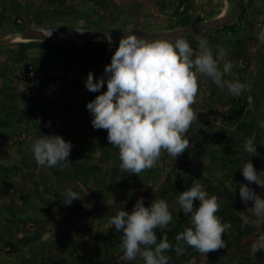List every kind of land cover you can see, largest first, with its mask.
<instances>
[{
    "label": "trees",
    "instance_id": "trees-1",
    "mask_svg": "<svg viewBox=\"0 0 264 264\" xmlns=\"http://www.w3.org/2000/svg\"><path fill=\"white\" fill-rule=\"evenodd\" d=\"M258 1L260 0H240L239 14L234 22L214 32L185 38L190 41L194 50L198 48L195 40L198 41L201 37L206 38L214 56L218 55L220 48L226 49L227 58L235 61L236 64L231 74L225 79L239 81L245 84L246 88L238 97L229 96L226 95L227 88L222 90L209 80L210 87L206 97L210 104H203L204 113L198 114L204 120L196 121L187 133L190 146L186 152L176 159L166 154L169 160L165 164L168 172L162 169L160 171L157 167L137 176L121 171L120 163L110 166L109 159H114L113 152L118 154V149L110 145L106 139L107 136L97 141L92 137L77 135L81 126L92 121L91 113L86 107L89 102L86 96H83L86 101L80 106L83 109L76 107V103L81 100L78 88L74 90V93L68 94V108H65L63 112L70 110L72 115L70 119L65 118V123L61 121L60 116H54V120L45 116L47 104L39 107L40 118L34 122L36 117L30 115L34 108L31 105L34 102V96L27 97L32 100L31 104L29 100H26L22 101L25 105L21 109L16 106L22 96L12 88L11 84H15L16 80H14L13 68H8L9 66L16 64L24 66L21 71L26 85L29 88L35 86L38 90L36 95L39 102L35 101V104L40 105L42 101L38 92H43L44 86L48 83L60 79L50 76V72L60 71L59 68H55L56 65L68 62L71 64L68 69L73 72L76 65L93 61L98 70L99 67H105L111 63V57L119 45L60 41L0 45V109H3L0 110V180L12 181L24 169H36L33 176L35 179L38 176L39 179L38 181L33 179V182L38 184L44 192L51 193L59 202L61 211L69 215L74 214L75 218L81 215L86 200L91 198L92 206L85 212L89 220L81 223V232H83L80 238L84 244L92 238V234L85 235L89 229L95 225L104 224L120 210L130 213L139 198L143 197L145 207L150 206L153 201L164 199L169 204L173 219L167 228L157 229L156 234L158 240L166 236L172 245L176 244V235L191 226L190 214L185 215L182 212L177 198L194 182H198L203 185L209 196L218 197L221 208L217 215L222 222H230L232 225L223 236L227 247L209 252L204 256L194 248L185 245V251L180 256H177L174 250L165 253L170 257L168 264H264V252L258 251L255 258L250 250L257 234L264 233V222L256 224L245 219V215L254 216V214L245 211V203L239 195V185L248 184L239 167L240 162L250 159L258 172L264 170V164H262L264 128L260 127L264 122V118H261L262 108L264 110V69L257 68L258 72L255 75L247 72L252 58L250 50L252 47L258 48L260 44L258 34L264 27L259 20L264 15V4H258ZM261 1L264 2V0ZM84 2L90 7L81 12L72 4L67 5L66 0H39V2L38 0H0V30L32 28L33 21L26 19L25 14L33 15L37 20L44 22L50 20L52 13L65 14L67 10L74 11V22L81 21V26L103 27L100 23L104 19L117 22L114 15L104 16L101 13L107 9L110 0H84ZM223 6V0H207L202 6H197L195 0H157L155 13L166 15V19L162 21L163 26L159 28L165 30L215 16L221 12ZM97 49L103 51L95 53ZM80 69L87 76L89 72L95 73V68ZM205 78V76L199 77L200 93L197 98H200L203 92ZM30 79L38 80L31 83ZM78 83L76 82L77 86ZM106 90L105 83L100 92ZM63 124L71 125L70 130H62ZM23 126L29 127L32 131L23 129ZM53 127L57 128V132L52 130ZM44 135H59L65 141L80 144L78 148L72 144L71 153L74 151L75 156H70L72 163L68 167H42L36 163L35 159L29 160L31 156L33 157L31 143ZM248 139H252L257 144L259 156L249 157L245 151L244 145ZM96 147L102 151V158L94 162L92 154ZM14 151L20 152L19 160L11 162ZM210 165L217 171L216 176H209ZM64 181L72 183L74 191L82 196V199L73 200V205L63 204L65 197L60 187L63 186ZM248 186L264 198V188L254 183ZM111 192L116 193L118 200L113 204L108 202ZM153 194L154 197H151ZM18 197L20 198L18 203L8 202L6 207L0 203V224H5L7 230L6 232L0 230V264H14L11 258H15V264H21V257L30 250L40 249L42 245H50L44 240L46 230L43 228L30 236V228L22 227L23 224L44 222L46 206L40 204L29 191L20 190ZM194 206L198 207L199 201H195ZM104 207L106 213L102 214ZM3 210L6 213L11 212L13 216L5 215ZM21 212L22 216L19 217ZM30 212H34L36 217L28 216ZM254 219L257 218L254 216ZM242 224L244 227L241 226ZM122 235L123 232H117L114 226L104 228L100 238L103 245L102 264H143L139 257L131 262H124L121 259ZM83 245L73 241L67 256L52 259L48 253L34 264H77V259L84 252ZM229 250L232 252L230 253ZM7 256L10 257L8 263L4 258H8Z\"/></svg>",
    "mask_w": 264,
    "mask_h": 264
},
{
    "label": "clouds",
    "instance_id": "clouds-1",
    "mask_svg": "<svg viewBox=\"0 0 264 264\" xmlns=\"http://www.w3.org/2000/svg\"><path fill=\"white\" fill-rule=\"evenodd\" d=\"M127 33L120 39L111 63L105 66V75L96 80L92 72L88 73L85 81L88 91L100 92L105 83L107 90L86 107L93 116V128L106 130L110 145L118 149L121 171L140 176L157 168L165 153L176 159L189 148L187 133L198 120L193 105L200 93V76L210 78L217 87L227 88L236 97L246 85L225 79L236 62L227 58L228 53L223 48L214 56L206 38H199L198 48L194 50L183 37L149 40ZM107 39L111 42L110 35ZM258 39L264 44V28ZM260 127L264 128V122ZM244 147L249 157L259 156L252 139L246 140ZM30 149L39 166L68 167L72 163L69 160L72 144L59 135H44L31 143ZM239 167L248 182L239 185L240 198L245 204L252 201L256 222H264V198L248 186L254 183L264 188V170L258 172L250 159L241 161ZM64 197L65 205L82 199L79 192L71 189ZM195 201H199L198 207L194 206ZM177 203L185 215L190 214L191 226L176 235L175 245L166 236L158 240L156 234L157 229L167 228L173 219L164 199L145 207L141 197L130 213L120 210L109 218V226L123 232L121 259L124 262L139 257L143 264H168L170 257L165 253L174 250L180 256L185 245L204 256L227 247L223 236L232 225L222 222L217 215L221 208L217 196H209L202 184L194 182L180 193ZM85 206L91 208L92 205ZM250 250L252 255L264 252V233L257 234Z\"/></svg>",
    "mask_w": 264,
    "mask_h": 264
},
{
    "label": "rangeland",
    "instance_id": "rangeland-1",
    "mask_svg": "<svg viewBox=\"0 0 264 264\" xmlns=\"http://www.w3.org/2000/svg\"><path fill=\"white\" fill-rule=\"evenodd\" d=\"M66 1H67V3L73 4L74 7L77 8L78 10H80L81 12H83V10L88 9L90 7L89 4L84 2V0H66ZM132 1L133 0H110V4L107 7V9L102 11L101 13L104 16L107 14L114 15V17L117 18V22L104 19V20H102L103 24L102 23H100V24L104 28H114V29L126 28V29H130V30L136 29L137 28L136 25H138V26L140 25L143 27L146 26L147 29H149V28L159 29L163 26L162 21H164L166 19V15L162 14L163 16H160V15L155 13V5H154L155 0H138V5L135 6V8H138L141 11V13L144 14V16L146 17V19H145L146 21L143 22V21H140L139 19H136V21L133 22L134 18L131 17L130 12H135V8L130 9L132 6L134 7V5H132ZM206 1L207 0H195L197 6H202L203 4L206 3ZM38 2H39V0H38ZM257 3L262 4V5L264 4V2L261 0L258 1ZM140 4H142V5H140ZM223 9H224V6H223L222 10ZM199 10H200V8H199ZM154 15L159 17V18L158 19H154V18L151 19L150 17H152ZM259 20L262 24H264V15L261 16L259 18ZM50 23L52 25H63L64 26V25H68V24L77 25V24H81L82 22L81 21L80 22H77V21L74 22V18L70 17L69 19L64 18L63 20H60V21H58V20L57 21H51ZM72 25H69V26H72ZM46 42H49V41H46ZM50 42H52V41H50ZM250 52H251L252 58H251V64L249 66V70H247V72L251 73L252 75H255L258 72L257 68H263L264 69V59H263L264 44L260 43L258 48L252 47ZM222 63H223V61H221V64ZM17 70H18V68L15 69V71H17ZM209 80H211V79L207 78V77L205 78V80L203 82V92L200 94V98H197L196 104L193 105L194 110L198 114L204 113V109L202 107L203 104H207V103L210 104L208 98L206 97V95L209 92V87H210L208 85ZM18 86H22V83L19 84ZM53 88L58 90L59 87L54 85ZM226 95L232 96L228 92V90H226ZM262 111H263L262 112L263 116L261 118H264L263 108H262ZM202 120H204V118H202L201 116L198 115L197 121L200 122ZM193 125H195V123ZM66 127L67 126L62 125L61 129L65 130ZM87 127L89 129H93L91 121L89 122V124H87ZM56 129H57L56 127L52 128V130L54 132ZM79 134H80V132L78 131L77 135H79ZM94 135L95 134H93V135L91 134V136H93L92 138L97 139L98 134H96L95 136ZM29 142H31V140ZM73 144H75V143H73ZM3 147H5V146H3ZM19 154H20V152L14 151L13 155H12L11 162L18 161L19 160ZM93 155H95V154L93 153ZM115 155L117 156L118 154L114 153V156ZM71 156L72 157L75 156L74 151L72 152ZM165 157H166V153L161 157V162H160V165L158 166V168H160L159 169L160 171L162 169L165 172H168V167L165 166V164H166L164 161ZM31 158L34 159V157L31 156L29 160H31ZM115 160L116 159L109 161L110 166L117 164V161H115ZM118 163H120L119 156H118ZM262 164H264V161ZM213 166H211V168H209L210 169V171H209L210 177L217 175V171H215ZM35 171H36V169H34V170L24 169L20 173V175L17 176L12 181H3V180L1 181L0 180V203H3L5 205V207L7 206L8 202H14V201L17 203L20 202V198L18 197V192L20 190H25V191L31 192L32 195L35 196V198H37L38 202L42 205H45L46 209H47V212L44 215V219H45L44 222H42L41 224H32V223H28L26 225L23 224L22 227L30 228V230H31L30 236H33L37 230H41V228H43L44 230H46V232L44 234V240L49 242L50 245H42V247L40 249L30 250L29 252L26 253V255L21 257L22 258L21 264H34L36 261H39V259L43 255H48V253L50 254L52 259H56L60 256H67L68 249H69V247L72 246L73 241H75L77 244H79L81 246L84 244L82 238H80V235H82V232H83V231L81 232V226L83 223H85L87 220H89V218L85 214V212L89 209L86 206H85V208H83L81 210V215L79 217H76V218L74 217V214L69 215L65 211H61L60 206H59V202L51 195V193L44 192L43 189L41 190V187L38 184L33 182V179L36 181H38V179H39L38 176H37V179L34 178L33 173H35ZM99 181H101V180H99ZM60 188H61L62 192H64V193L69 189L75 190L73 184L68 182V181H64L63 186H61ZM151 197H154V194L151 195ZM88 199L86 200V203L84 205L92 204L91 198H88ZM116 201H118L116 193L111 192L108 202L113 204ZM70 205H73V201ZM251 207H253L252 201L248 202L247 204H244L245 211L247 213L253 214ZM2 212L5 215L13 216V215H11V212H9V211H7L8 214L4 210ZM105 213H106V209L104 207L102 209V214H105ZM21 216H22V212L19 215V217H21ZM28 216H31L32 218L36 217L34 212H30L28 214ZM244 217L247 221L257 224L256 219H254V216L245 215ZM108 220L109 219H107L106 222H104V224H102V225H95L94 227H92V229H89V231L85 234L86 236L89 234H92L91 235L92 238H89L90 240L83 245L84 252L77 259V264H102L103 245L100 241V238H101L102 231L104 230V228L109 226ZM0 230L3 232L7 231L5 228V224H2V223L0 224ZM229 251H230V253L232 252V250H229ZM227 254H228V252H227ZM253 256L255 258H257L256 255H253ZM4 258H5V261L8 263L10 257H8V258L4 257ZM11 259L13 260V263L15 264L16 263L15 258L14 259L11 258Z\"/></svg>",
    "mask_w": 264,
    "mask_h": 264
},
{
    "label": "flooded vegetation",
    "instance_id": "flooded-vegetation-1",
    "mask_svg": "<svg viewBox=\"0 0 264 264\" xmlns=\"http://www.w3.org/2000/svg\"><path fill=\"white\" fill-rule=\"evenodd\" d=\"M157 0H155V3H156ZM66 4L67 5H71V3H67L66 1ZM73 5V4H72ZM132 5H134V7L132 6L130 9H133L135 8V6L138 5V0H133L132 1ZM142 5V4H140ZM155 5V4H154ZM74 6V5H73ZM73 10H67V12L65 14L63 13H60V12H56V13H52L51 14V17H50V20H46L44 22H41L40 20H37L33 15L32 16H28L25 14V17L26 19H30L32 22V24L34 25L32 28L34 27H61L63 25H52L50 22L51 21H60V20H63L64 18H70V17H73L74 13ZM131 14V17L134 18L133 22L136 21V19H139L140 21H146V17L144 16V14L141 13V11L138 9V8H135V12H130ZM160 16H163V15H160ZM29 17V18H28ZM151 19L154 18V19H158L159 17L157 16H152L150 17ZM69 25H72V24H68V25H64V26H69ZM72 26H81V24H77V25H72ZM137 28L134 29V30H151V31H157V30H160V29H143V26H138L136 25ZM140 28V29H139ZM133 30V29H132ZM166 30V29H165ZM199 36V35H197ZM197 36H194V37H197ZM189 41V40H188ZM196 43H197V40H195ZM190 42V41H189ZM103 50L101 49H97V51H95V53H100L102 52ZM70 63L66 62L65 64L62 63L60 65H56L55 68H59L60 71L58 72H50V76H53V77H59L60 79L59 80H56V81H53L51 83H48L47 85L44 86V89H43V92H38L40 93L39 96H40V99L42 101V103H40V105L37 103L35 104V101H38L39 102V98H37V95H36V92L38 90L35 89V86H31V88L27 87L26 85V80H25V77H24V74L22 73V69L21 68H24V66L20 65V64H16V65H12V66H9L8 68H13V75H14V80H16V83L15 84H11L12 85V88L13 90H15L16 92H18L20 94V96H22L20 98V100L16 103V106L20 109L23 107V105H25L24 102L22 101H26V100H29L30 101V104L32 103V100L31 99H28L27 97L30 96V97H33L34 96V102L31 104L33 108V111L30 113V115L32 116H35V121L39 120L40 118V110H39V107H43V104H47V114L45 116H47L48 119L50 120H54V116H60L59 118L61 119V121L63 123H65V118L67 119H70V116L72 115L71 111L70 110H66V112H63V110L65 108H68V99L69 96L68 94H72L74 93V90L78 88V90H80V93H81V100H79L76 104H77V108L81 109V104L86 101V99L90 102L92 100L95 99V97L99 94H101V92H90L86 89L85 87V81L87 80V75H85L84 71L80 68H95V79L96 80H99V78H101L102 76L105 75L104 73V68L105 67H99L100 69H96L97 67L94 66L95 64H93V61L91 63H88V64H85L84 62L82 64H78L76 65L73 70V72H71L68 68H70ZM17 71H15V69H17ZM78 68V69H76ZM70 74V75H69ZM106 79V77H105ZM38 79H30L31 83H35ZM76 82H79L78 83V86L76 84ZM22 83V86H18L19 84ZM58 86V90L57 89H54L53 86ZM83 96H86L87 98L85 99ZM83 109V107H82ZM81 109V110H82ZM0 110H3V109H0ZM80 110H78L79 112ZM83 115V113H82ZM31 116V117H32ZM91 118L93 119V116L92 114H90ZM34 118V117H32ZM58 122V121H57ZM65 125V124H63ZM45 126V125H44ZM67 126V125H65ZM71 128V125L67 126L66 127V131L70 130ZM23 129H30L29 127L27 126H23ZM34 129V127H33ZM55 129V128H54ZM29 131H32L31 129ZM55 132H57V129L55 130ZM25 134V133H23ZM91 134H98V137H97V141H100L102 139H104L106 136H107V131L106 130H103V129H100V130H97V129H89L87 127V125H83L81 126L80 128V137L81 135H85L87 138H91L93 136H91ZM94 135V136H95ZM103 137V138H102ZM79 138V136H78ZM80 140V138H79ZM73 144V143H71ZM74 146H76L77 148L80 147V144L79 143H75ZM95 155L94 156V162H96L98 159H101L102 158V151L96 147L95 151L93 152ZM115 153V152H113ZM72 155V153H70V156ZM70 156H69V160H70ZM116 157V158H115ZM114 159H116L115 161H117L118 163V155L114 156ZM113 159V160H114ZM166 159V160H165ZM112 160V158L109 159V161ZM164 161L165 163H167L169 160H168V157L164 158ZM33 163V162H32ZM109 166V165H108ZM43 167V166H42Z\"/></svg>",
    "mask_w": 264,
    "mask_h": 264
},
{
    "label": "water",
    "instance_id": "water-1",
    "mask_svg": "<svg viewBox=\"0 0 264 264\" xmlns=\"http://www.w3.org/2000/svg\"><path fill=\"white\" fill-rule=\"evenodd\" d=\"M180 1V0H178ZM224 9L217 15L193 21L173 29L166 30H130L126 28H104L86 26L34 27L26 29L0 30V45L25 42H101L119 45L127 32H132L146 39L175 40L177 37L197 36L214 32L234 22L239 14L240 0H223ZM81 29L82 31H77ZM111 36V42L107 39Z\"/></svg>",
    "mask_w": 264,
    "mask_h": 264
}]
</instances>
